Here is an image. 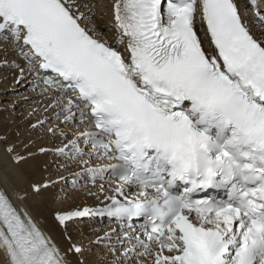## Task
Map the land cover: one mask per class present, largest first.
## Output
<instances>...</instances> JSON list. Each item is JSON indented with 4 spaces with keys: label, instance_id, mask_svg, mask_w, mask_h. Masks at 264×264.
Here are the masks:
<instances>
[{
    "label": "snow or ice",
    "instance_id": "6c2138e0",
    "mask_svg": "<svg viewBox=\"0 0 264 264\" xmlns=\"http://www.w3.org/2000/svg\"><path fill=\"white\" fill-rule=\"evenodd\" d=\"M4 69L0 264H264V0H0Z\"/></svg>",
    "mask_w": 264,
    "mask_h": 264
},
{
    "label": "bare ground",
    "instance_id": "6f19581e",
    "mask_svg": "<svg viewBox=\"0 0 264 264\" xmlns=\"http://www.w3.org/2000/svg\"><path fill=\"white\" fill-rule=\"evenodd\" d=\"M7 77V79H4ZM31 77L27 76L24 84L14 85L10 70H0V136H7L10 142L25 140L30 132V125L38 119H44L48 114L43 111L44 105L48 102L43 95L40 94V89L31 90ZM96 191L95 188L92 189ZM87 204L88 206H100L103 203L101 195V203L98 205L94 198L87 197L86 199L76 198L68 201L67 204ZM67 204L65 206H67ZM44 216L47 217L46 225L51 226L50 209L44 210ZM82 228L87 230L93 228L103 235L104 231L109 228H117L116 224L99 225L94 221L87 219L80 224ZM53 235L60 239L59 229L53 230ZM103 255V253H100Z\"/></svg>",
    "mask_w": 264,
    "mask_h": 264
}]
</instances>
